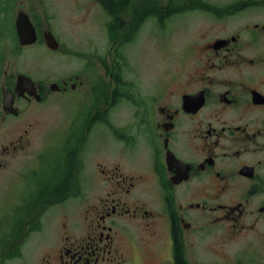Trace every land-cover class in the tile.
I'll return each instance as SVG.
<instances>
[{
	"label": "flooded vegetation",
	"instance_id": "af4514ba",
	"mask_svg": "<svg viewBox=\"0 0 264 264\" xmlns=\"http://www.w3.org/2000/svg\"><path fill=\"white\" fill-rule=\"evenodd\" d=\"M90 1L104 33L76 47L62 23L79 0H0V178L11 190L54 138L59 152L22 214L0 216V264H264V0ZM34 47L51 62L40 77L21 68ZM65 56L85 63L64 73ZM55 94L89 111L51 124L15 170L46 120L21 105Z\"/></svg>",
	"mask_w": 264,
	"mask_h": 264
},
{
	"label": "rangeland",
	"instance_id": "374dc122",
	"mask_svg": "<svg viewBox=\"0 0 264 264\" xmlns=\"http://www.w3.org/2000/svg\"><path fill=\"white\" fill-rule=\"evenodd\" d=\"M57 1H60V4H70L75 2V0ZM92 5L93 4L90 0H79V9L74 11V14L71 15L73 22H69L67 20V17L63 20L62 29H70L69 33H80L76 35L75 39H67L68 42L76 45V47H79V42L85 43L84 36H81V33H104V26H102V24L105 21V17L100 11L97 10V7L94 8L92 7ZM149 24L144 26L141 33H152ZM40 52L41 49L39 47L31 48L25 56V60L27 62L26 66H21L22 69L29 71L31 74L37 72L38 74H35V76L37 77L43 75L40 73L41 70L45 69L46 71L51 67V62H48V59L45 62V58L42 60L41 58H39L38 55ZM133 59L135 63L142 65V69H146L144 67L145 62L143 61L142 54L134 56ZM84 63L85 59H80L75 56H65L63 58L64 73H72L75 69L82 68V65ZM144 70L142 71V73L140 72V74L144 76H151V72H147ZM88 105L89 101L79 102V99L75 96L64 97L58 94H55L51 99L42 104H22L21 107L23 111L25 113L30 112L25 116L23 115V118H34L37 117L38 114H46L44 115V117H46V120H41L39 121V123L32 126V129L30 131L32 144L27 147L26 151H24L23 154L17 156L15 170H18V168H20L21 165H19V162L23 160L25 162L28 159L32 161L34 159L37 153L36 151L42 146L41 134L45 129L50 127L51 124H54L53 126H56L61 122H64V119L72 115L74 117H81L84 113L89 111ZM59 112L63 114L59 115ZM58 116L59 118L56 120ZM50 143H52L50 144V150L48 149L47 152H45L46 155L44 159L49 158L48 160H52L49 162H47V160L43 162V159H41L40 162L37 161L35 166L37 176H33V178L30 179L31 181L24 182L17 180L13 188L10 190L8 189L9 182L6 179L2 180V178H0V216L6 213L10 215L15 214V216H20V214H22V209H19L18 205L22 204L27 199L28 195H25L26 189L29 187H33L36 181L40 182L42 179L53 175L52 171H54V167L52 165H54V163L58 159L59 152L57 151L58 147L56 138L51 140ZM8 191L9 194H7Z\"/></svg>",
	"mask_w": 264,
	"mask_h": 264
},
{
	"label": "water",
	"instance_id": "95a60500",
	"mask_svg": "<svg viewBox=\"0 0 264 264\" xmlns=\"http://www.w3.org/2000/svg\"><path fill=\"white\" fill-rule=\"evenodd\" d=\"M22 41L25 44H33L36 42V35L34 33V36L32 38L27 37L24 38L22 37ZM46 41H47V45L52 48V49H56L58 48V42L56 41V39L54 38V36L52 34H50V36L46 37ZM17 90L20 92V94H24L25 92H29L32 95L34 94V90H35V84L34 82L27 76L25 75H21L19 76L18 79V84H17ZM8 95L6 96V101H5V109L7 111H12V112H17V110L13 107V103L14 100L13 98H9L8 99Z\"/></svg>",
	"mask_w": 264,
	"mask_h": 264
}]
</instances>
